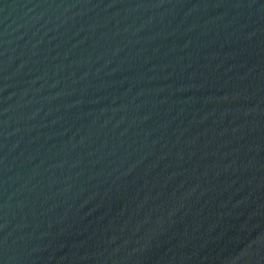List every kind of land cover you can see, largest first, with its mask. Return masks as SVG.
I'll return each instance as SVG.
<instances>
[{
  "label": "water",
  "instance_id": "1",
  "mask_svg": "<svg viewBox=\"0 0 264 264\" xmlns=\"http://www.w3.org/2000/svg\"><path fill=\"white\" fill-rule=\"evenodd\" d=\"M0 264H264V0H0Z\"/></svg>",
  "mask_w": 264,
  "mask_h": 264
}]
</instances>
